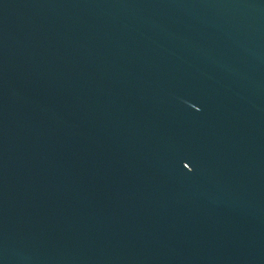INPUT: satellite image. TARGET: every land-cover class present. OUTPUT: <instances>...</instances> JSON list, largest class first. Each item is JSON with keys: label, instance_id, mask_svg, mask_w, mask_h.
<instances>
[{"label": "water", "instance_id": "95a60500", "mask_svg": "<svg viewBox=\"0 0 264 264\" xmlns=\"http://www.w3.org/2000/svg\"><path fill=\"white\" fill-rule=\"evenodd\" d=\"M0 264H264V0H0Z\"/></svg>", "mask_w": 264, "mask_h": 264}]
</instances>
